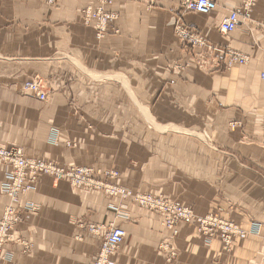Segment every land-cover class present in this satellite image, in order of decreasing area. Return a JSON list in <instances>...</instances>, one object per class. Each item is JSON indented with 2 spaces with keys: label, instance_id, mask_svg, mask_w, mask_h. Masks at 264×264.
I'll use <instances>...</instances> for the list:
<instances>
[{
  "label": "crops",
  "instance_id": "obj_1",
  "mask_svg": "<svg viewBox=\"0 0 264 264\" xmlns=\"http://www.w3.org/2000/svg\"><path fill=\"white\" fill-rule=\"evenodd\" d=\"M212 1L215 13L189 12L182 22L214 48L248 58L226 72L199 68L191 52L181 49L173 33L176 0L150 9L136 0H112L105 11L116 19L103 38L81 22L94 0H60L56 7L43 0H0L1 147L18 146L28 156L61 164L114 168L128 187L160 192L198 214L216 211L247 231L228 254L217 240L206 243L180 224L178 235L168 242L177 256L168 262L166 253L158 251L167 237L159 218L129 207L130 221H115L124 225L126 236L114 264H264V0H258L249 22L240 21L229 34L219 32L220 22L242 0ZM220 59L223 64L226 56ZM61 65L76 68L68 92H84L89 100L91 92H123L116 84L123 78L95 77L110 73L125 72L137 92H163V102L154 110L157 119L191 128L208 124L209 147L172 134L141 137L138 123L132 126L138 136L124 144L123 123L118 121L124 119L122 103L81 108L86 113L105 108L110 119L77 118L58 94L63 81L71 80L68 74H57ZM177 65L182 68L173 67ZM54 73L59 75L55 79ZM35 75L51 78L57 92L46 107L18 90L19 82ZM175 96L182 110L170 105ZM50 128L60 134L57 145L48 137ZM66 140L76 146L66 148ZM5 171L0 164V184ZM26 196L40 210L15 227V242L3 248L0 264H92L99 240L86 235L77 222H113L105 195L44 177ZM7 202L0 194V217ZM252 221L261 225L257 235L251 233ZM20 242L29 243L28 250Z\"/></svg>",
  "mask_w": 264,
  "mask_h": 264
},
{
  "label": "rangeland",
  "instance_id": "obj_2",
  "mask_svg": "<svg viewBox=\"0 0 264 264\" xmlns=\"http://www.w3.org/2000/svg\"><path fill=\"white\" fill-rule=\"evenodd\" d=\"M43 1L49 7H56V5L58 4L60 0L57 2L52 1V0H43ZM244 1L246 2V0H242L241 4L238 7H240ZM94 2L96 3V0H94ZM136 2L138 4H143L139 0H136ZM257 3L258 1L255 3L254 7L251 8L250 19L248 20L245 19L243 21L249 22L251 20V15ZM111 4H112V1L108 6H110ZM178 4H179V13L176 18L177 20L173 26V33L175 35V38L180 43L181 49L183 51H190L191 56L193 57V60L195 61L196 66H198L199 68L205 71H209V72L229 71L234 66V65L228 64L229 55L231 53H236V52L229 51V50L223 51V50H220L219 48H214V46L212 44H209L205 39H203L201 35L195 29H192L186 26L185 24H183L182 16L189 12H185L184 8L180 5L179 2ZM156 5H151V6L144 5V6L147 9H150V8L155 7ZM89 7H91L94 10L98 6L96 3L93 5H89L87 8ZM105 7H104V11H105ZM107 13L112 15L111 21L116 19V16L114 14L109 13V12ZM83 16L84 14H82L81 16V22L83 23V25L92 27L95 30L96 36L98 38H103L107 34L108 26L106 28L105 33L99 34L95 26H93L92 22H90L89 24H84L82 20ZM177 29L178 30L182 29L187 34H190L192 37L195 35L197 38H199L198 41L193 42V43L186 41V40L180 41ZM223 56H226V60L223 64H221L220 58ZM173 67L175 69L182 68V66H178V65L173 66ZM71 68H74V69H71ZM56 69H57L56 70L57 74L61 72L60 76H64L65 78L67 77L66 74H68V76L71 77V80L72 78H74V76H76L74 75L75 73L73 72L76 70L74 66L69 67L67 65H61ZM57 76L59 75H55L54 79ZM95 77L96 78L99 77L100 79L107 78L108 80L109 78H113L115 80H117L116 79L117 77L123 78L122 80L118 79V81L116 82V84H118V86L121 87L123 92H117V93L116 92H91V98L89 100V97L88 98L83 97L82 94H84V92H68L67 85L70 83H74V81L72 80L71 82L70 79L66 80L68 79L67 77L65 81H63L64 85L62 88V92H58V94H61V97L64 98L66 104L68 105L70 110L73 112V114H75L77 118L92 115L91 117L92 120L110 119L108 118L109 114L107 115V112H105L104 110L105 108H107L106 106L114 104L115 102L122 103L124 105V110H125L124 119L122 118V120H118V121L119 123H123V131L121 135L124 139H126L124 144L128 145V141L131 142L132 140L131 137L135 138L138 136V134L135 133V131L132 129L133 124L138 123L141 127L140 129L141 137L147 134L151 135V133L154 136L172 134V135L182 137V138L189 137L191 139H194L197 145L199 146L203 145V146L209 147V134L206 132V128L208 127V124L205 123L203 126H201V128L200 127L191 128V127H185L181 124H174L171 122L164 123L163 121H160L159 119H157V117L154 115V110L156 109L155 106L158 102L159 103L163 102V99L161 98L163 92H146L145 90L137 92V89L135 88V86L132 85L131 79L125 72L123 75L122 74L119 75L118 73H113V74L110 73L109 75H102V76L96 75ZM142 78L140 81L141 84H146L145 80H143ZM108 82H111V81H108ZM17 85H18V90L20 92H22L23 94L32 96L37 101H39V103L44 105V107L50 105L52 102L51 100H52L53 95L57 94V92H53L52 90L51 78L46 79L45 77L42 78L40 76L35 75L31 77L30 80L19 82ZM32 85L34 87L29 88V86H32ZM34 89H37L42 94H44L45 96L44 100L42 101L39 100V98L35 95L36 93L33 91ZM88 105L96 106V107L100 105V106H105V108L103 109L100 108L98 109V111H96V108L93 107L91 112L89 113L88 112L86 113V111L83 112V109L81 108L84 106H88ZM170 105L173 106L174 108L181 109V110L182 108H185L179 103L177 96H175V98L170 101ZM263 106H262V111L264 114ZM128 109L130 112L127 111ZM126 111L129 112L128 117L126 116ZM237 125H238L237 123L231 124V127L233 128V127H236ZM187 128H189L191 132ZM48 137L51 139L53 144L57 145L59 143L60 134L56 129L50 128L48 130ZM62 144L66 148H74L76 146L75 143L70 142L69 140H66V142H63ZM0 148L12 154H21L25 160L35 161V162L41 161L45 164L44 172L42 171L37 175V180H35L34 182L32 180L29 182L25 181V184H24L25 186L35 185V188L33 189V191H35L41 179L46 177V178H51L52 180L57 181V182L65 181L75 190L93 191V192H97V193L105 195V197L108 200V209L114 216L113 222H110L107 224L86 222L83 220H79L77 222L78 227L81 230H83L86 233V235L92 236L94 238H98L99 240L100 246L98 248L97 253L92 257V264H104L105 263L106 256H105V253L103 252L105 236L109 234L111 231H113L114 229L120 228L124 230V225L120 223L117 224L115 221L122 220L123 223L129 222L131 219L129 207H134L138 210L144 211L148 214L155 215L159 218L160 225L163 228V230L166 232L167 237L165 240H162L161 243L159 244L158 251L166 253L167 255L166 260L168 262L173 261L177 256L176 251L174 250L173 247L169 245L168 242L170 240H173V238H175L178 235V227L180 224L190 226L194 230L196 235L203 237L205 239L206 243H210L213 240H217L218 242H220L222 251L228 254L232 252L234 240L238 238L239 235L236 233L231 234V231L227 230L224 227H221L220 224L229 223V224H232V226L235 227L239 232H244V233L247 232V231H244L235 222H232L229 219H226L220 216L216 211L208 212L205 214H198L195 212L193 207L185 203H182L178 199H174V200L169 199L168 197L164 196L160 192L142 191L136 188L128 187L125 185V180H124L125 178L120 174V172H118V170H115L114 168L95 169L89 166H79L75 164H61V163H56L51 159H45V158L43 159V158H36V157L28 156L25 154L24 150L18 146H10V147L0 146ZM0 164H2V162H0ZM4 167L6 168V165H4ZM48 168L49 170L48 172H46L45 170H47ZM75 169H87L88 172H90V179H89L90 182L80 183L79 181L75 180L74 177H70L67 175L58 177L57 175V173H61V174L69 173V172L75 171ZM140 170L145 171L146 166L143 167L141 165ZM6 171H7V168H6ZM6 171L3 174L4 178H3L2 183L0 184V194L6 197L8 200L3 211L5 210V208H7V206L11 204L10 197L8 196V194L4 193L5 192L4 190H6V188H8V186H11L12 184V181L9 180L7 176H5L7 174ZM160 175H164V174L162 173ZM28 204L30 205L32 204L35 210L32 211L31 209H28L27 208ZM14 206H15V213L18 215L19 220L14 226L13 230L15 229L16 226H18L20 223L24 221L25 216L32 215L36 212H39L40 210V207L36 205L35 203H33L30 199H28L26 194L25 195L18 194L17 203L14 204ZM180 206L183 210H186L190 214L189 218L191 222L185 223L181 219V217L178 214V209L180 208ZM2 215H3V212H2ZM2 215L0 217V220L2 218ZM260 226L261 225L259 223L252 221L251 233L253 235H257L259 233ZM13 230L11 231V239L5 241L2 244V248L0 250V263L4 259V257L2 256L3 248L7 244L15 242L13 239V235H12ZM125 236H126V232H125ZM226 238H230V243L228 245L225 244ZM244 239L245 238H239V240H244ZM16 242H19V241H16ZM20 243L23 244L25 250H28V248L30 247L29 243H25V242H20ZM119 248H117L114 254L110 257V260L113 264H114L115 254L117 253Z\"/></svg>",
  "mask_w": 264,
  "mask_h": 264
},
{
  "label": "built area",
  "instance_id": "obj_3",
  "mask_svg": "<svg viewBox=\"0 0 264 264\" xmlns=\"http://www.w3.org/2000/svg\"><path fill=\"white\" fill-rule=\"evenodd\" d=\"M52 1H59V0H52ZM145 6L156 5L158 2L163 0H139ZM168 1V0H167ZM180 5L184 8L185 12L200 14L209 16L216 12L217 6L214 1L212 0H177ZM258 0H246L240 7L235 8L232 10L228 16L220 23L219 25V32L222 34H229L232 33L237 25L240 23L241 19H250L251 8L254 7L255 3ZM97 8L92 9L91 7L84 10L83 22L84 24H89L92 22L93 26L97 29L99 34L105 33L108 23L111 21L112 15L108 14L104 11V7L108 6L111 3V0H96ZM110 17V18H109ZM178 30V29H177ZM178 36L180 41L186 40L189 42H196L199 38L195 35L192 37L190 34H187L182 29L178 30ZM247 62V58L242 56L238 53H231L229 55L228 64L229 65H244ZM261 80L264 81V73L260 75ZM34 87L29 86V88ZM39 100H44L45 96L39 90H33ZM264 109V106H263ZM0 162L6 165L7 174L5 176L8 177L9 180L12 181L11 186H8L6 190H4L6 194L10 197L11 204L5 208L3 211L2 218L0 220V250L2 248V244L11 239V231L13 230L14 226L19 220L18 215L15 213V206L14 204L17 203V196L18 194H28L29 192L33 191L35 188L31 185H24L25 181H35L37 180V175L40 172H44L45 164L41 161H28L25 160L21 154H12L6 152L4 149L0 148ZM49 168L45 170L48 172ZM58 177L67 175L70 177H74L75 180L82 182H90V172L87 169H75V171L69 173H57ZM15 177V178H14ZM28 209L32 211L35 210L34 206L28 204ZM178 214L181 219L185 223L191 222L189 218V213L186 210H183L180 206L178 209ZM221 227L226 228L227 230L231 231V234L236 233L239 235L238 238H245L246 233L239 232L232 224L226 223L220 224ZM125 239V231L123 229H114L109 234L105 236V243L103 247V252L105 253V263L104 264H113L110 260V257L114 254L115 250L119 248ZM230 243V238L225 239V244L228 245Z\"/></svg>",
  "mask_w": 264,
  "mask_h": 264
},
{
  "label": "bare ground",
  "instance_id": "obj_4",
  "mask_svg": "<svg viewBox=\"0 0 264 264\" xmlns=\"http://www.w3.org/2000/svg\"><path fill=\"white\" fill-rule=\"evenodd\" d=\"M112 1V0H111ZM165 1H167V0H165ZM177 1V0H176ZM245 237H246V235H245Z\"/></svg>",
  "mask_w": 264,
  "mask_h": 264
}]
</instances>
